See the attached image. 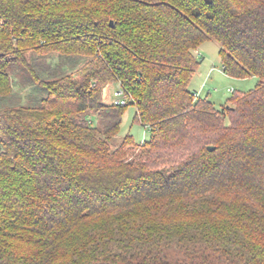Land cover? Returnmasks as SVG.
I'll list each match as a JSON object with an SVG mask.
<instances>
[{
	"label": "trees",
	"instance_id": "16d2710c",
	"mask_svg": "<svg viewBox=\"0 0 264 264\" xmlns=\"http://www.w3.org/2000/svg\"><path fill=\"white\" fill-rule=\"evenodd\" d=\"M210 40L228 77L257 81L221 110L190 89ZM110 83L127 105L104 103ZM14 96L0 264H264V0H0ZM131 106L150 139L117 144Z\"/></svg>",
	"mask_w": 264,
	"mask_h": 264
},
{
	"label": "rangeland",
	"instance_id": "374dc122",
	"mask_svg": "<svg viewBox=\"0 0 264 264\" xmlns=\"http://www.w3.org/2000/svg\"><path fill=\"white\" fill-rule=\"evenodd\" d=\"M203 48H205L204 55L206 56H204L202 66L194 74L190 82V89L198 92L200 97H208L215 107L221 110L228 104V101L235 93H247L255 87L257 83L255 78L235 79L228 77L222 72L223 65L218 54L219 44L216 41L206 43ZM119 86H121L119 83H110L107 85L103 91L104 103L114 104V92ZM15 90L16 95H21V103L26 105H37L42 98L38 88L26 87L25 89H21L20 86L16 85ZM12 100H20V98L14 96L12 99H0V107L9 105L12 103ZM136 110L134 106L126 110L123 116L121 131L116 138L117 144H121L124 137L129 133L136 142H145L150 139L148 129L137 123H133Z\"/></svg>",
	"mask_w": 264,
	"mask_h": 264
},
{
	"label": "built area",
	"instance_id": "2783aa9c",
	"mask_svg": "<svg viewBox=\"0 0 264 264\" xmlns=\"http://www.w3.org/2000/svg\"><path fill=\"white\" fill-rule=\"evenodd\" d=\"M114 97H115L114 104L119 106L127 105L132 99L131 95L127 93L125 90H123L121 86H119V88L114 92Z\"/></svg>",
	"mask_w": 264,
	"mask_h": 264
},
{
	"label": "crops",
	"instance_id": "0c3cea01",
	"mask_svg": "<svg viewBox=\"0 0 264 264\" xmlns=\"http://www.w3.org/2000/svg\"><path fill=\"white\" fill-rule=\"evenodd\" d=\"M211 41H213V40H210V41H207V42H205L199 49H198V57H200V58H202L203 57V60H204V56H206V55H204L205 54V48H203V46L206 44V43H211ZM218 43V42H217ZM219 44V43H218ZM220 50H221V46H220V44H219V49H218V54H219V59H220V61H221V56H220ZM199 52H201L200 54H199ZM202 66V65H201ZM223 73H224V71H222ZM225 74V73H224ZM226 75V74H225Z\"/></svg>",
	"mask_w": 264,
	"mask_h": 264
},
{
	"label": "water",
	"instance_id": "95a60500",
	"mask_svg": "<svg viewBox=\"0 0 264 264\" xmlns=\"http://www.w3.org/2000/svg\"><path fill=\"white\" fill-rule=\"evenodd\" d=\"M111 24H112V23H111ZM209 150H210V151H214V150H215V147L210 146V147H209Z\"/></svg>",
	"mask_w": 264,
	"mask_h": 264
}]
</instances>
